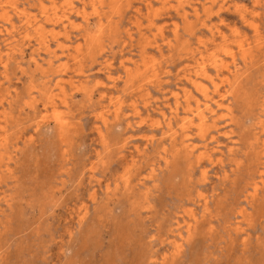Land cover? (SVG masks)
<instances>
[{
    "label": "rangeland",
    "instance_id": "1",
    "mask_svg": "<svg viewBox=\"0 0 264 264\" xmlns=\"http://www.w3.org/2000/svg\"><path fill=\"white\" fill-rule=\"evenodd\" d=\"M0 264H264V0H0Z\"/></svg>",
    "mask_w": 264,
    "mask_h": 264
},
{
    "label": "bare ground",
    "instance_id": "2",
    "mask_svg": "<svg viewBox=\"0 0 264 264\" xmlns=\"http://www.w3.org/2000/svg\"><path fill=\"white\" fill-rule=\"evenodd\" d=\"M120 6V5H119ZM180 12V11H179ZM247 13V12H246ZM120 15V14H119ZM110 23V22H109ZM106 25V24H105ZM116 27V26H115ZM68 40V39H67ZM246 46V45H245ZM86 52V51H85ZM131 79V78H130ZM129 82V81H128ZM233 83V82H232ZM126 87V86H125ZM134 88V87H133ZM238 90V89H237ZM233 92V91H232ZM197 116L199 117L200 120L204 121L206 116L204 114L203 109H201V107L199 106V104L197 103ZM174 113V112H173ZM172 117V116H171ZM176 117V116H175ZM186 119L182 120V129H186L187 128V124L189 123L188 121H186ZM197 126V125H196ZM74 129V128H73ZM172 130V129H171ZM68 140V139H67ZM69 148V147H68ZM68 150V149H67ZM42 152V151H41ZM167 154V153H166ZM241 165V164H240ZM256 169V168H255ZM253 173V172H252ZM250 186V185H249ZM206 235V234H205Z\"/></svg>",
    "mask_w": 264,
    "mask_h": 264
}]
</instances>
